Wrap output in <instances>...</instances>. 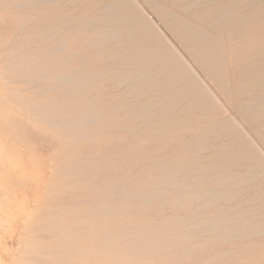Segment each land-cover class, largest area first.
I'll list each match as a JSON object with an SVG mask.
<instances>
[{"label":"rangeland","instance_id":"rangeland-1","mask_svg":"<svg viewBox=\"0 0 264 264\" xmlns=\"http://www.w3.org/2000/svg\"><path fill=\"white\" fill-rule=\"evenodd\" d=\"M196 1L0 0V100L7 99L0 101V264H27L29 215L41 208L44 198H52L48 192L54 183L61 187L52 192L56 203L74 200L70 208H90V214L93 209L102 211L100 217H89L85 209L82 216L74 212L67 218L78 215L85 223L93 220L111 226L95 235L105 247L100 254L106 264H122L125 258L123 264H264V0ZM12 59L21 64L10 68ZM8 93L16 98L7 97ZM17 95L25 96L24 100ZM26 103L32 106L27 108ZM77 104H83V109ZM55 120L57 125L66 123L55 128ZM67 120L72 124L66 125ZM77 131L85 134L83 138L77 137ZM64 159L69 169L65 174L59 167ZM74 177L88 180L82 183L76 178L79 182L71 187L68 181ZM78 183L84 187L77 190ZM119 185L129 191L116 192L118 201L114 194ZM72 195L77 199H68ZM110 209H118L113 212L117 218ZM109 234L120 244L112 238L109 241L115 246L108 241V247ZM173 234L186 241H177ZM140 236L153 238H146L150 244L145 250L139 243L146 239ZM123 241L126 244L121 245ZM113 247L127 250L123 254L115 250L117 254ZM127 251L132 256H125Z\"/></svg>","mask_w":264,"mask_h":264},{"label":"bare ground","instance_id":"bare-ground-1","mask_svg":"<svg viewBox=\"0 0 264 264\" xmlns=\"http://www.w3.org/2000/svg\"><path fill=\"white\" fill-rule=\"evenodd\" d=\"M198 1V0H197ZM196 1V2H197ZM44 2V1H43ZM9 3V2H8ZM37 4V3H36ZM212 4V3H211ZM196 5V4H195ZM254 5V4H253ZM141 6V5H140ZM123 8V7H122ZM6 9V8H5ZM229 9V8H228ZM116 10H118V9H116ZM22 12V11H21ZM45 12V11H44ZM48 12V11H47ZM85 12V11H84ZM187 12V11H186ZM50 13V12H49ZM49 13H47L49 16L48 17H51L50 16V14ZM15 14V13H14ZM41 13L39 12V15H40ZM44 15H45V13H43ZM46 14V15H47ZM57 14H58V12H57ZM158 14V13H157ZM26 15H27V13H26ZM25 15V16H26ZM45 15V16H46ZM55 15V14H54ZM18 16H19V14H18ZM37 16V15H36ZM61 16V15H60ZM63 16V15H62ZM78 16H79V14H78ZM85 16V15H84ZM21 17H23V16H21ZM27 17H29V15L27 16ZM31 17V16H30ZM29 17V18H30ZM40 17V16H39ZM57 17V16H56ZM170 17V16H169ZM32 18V17H31ZM58 18V17H57ZM62 18V17H61ZM82 18V17H81ZM24 19V18H23ZM23 19L21 18V20L23 21ZM28 19V18H27ZM33 19V18H32ZM32 19H30V21H32ZM34 20V19H33ZM48 20V19H47ZM19 21V20H18ZM22 21H20V22H22ZM82 21V20H81ZM91 22V21H90ZM19 23V22H18ZM78 23V22H77ZM23 24V23H22ZM28 24V23H27ZM58 24V23H57ZM64 24V23H63ZM58 28V27H57ZM61 28V27H60ZM104 28V27H103ZM107 28H109V27H107ZM40 29V28H39ZM39 29H38V31H39ZM47 29V28H46ZM51 29V28H50ZM44 30V29H43ZM48 30V29H47ZM187 30V29H186ZM32 32H34V31H32ZM37 32V31H36ZM44 32V31H43ZM46 32V31H45ZM54 32V31H53ZM39 33H40V31H39ZM29 34H31V32L29 33ZM31 35H34V33H32ZM36 35V34H35ZM30 36V35H29ZM34 37V36H33ZM32 36H31V38H33ZM64 37V36H63ZM26 38H28V36L26 37ZM25 38V39H26ZM30 38V39H31ZM36 38V37H35ZM47 38V37H46ZM45 38V39H46ZM49 39V38H48ZM53 39V38H52ZM33 40V39H32ZM14 41V40H13ZM12 41V42H13ZM15 41H16V39H15ZM27 41V40H26ZM26 41H23V42H26ZM64 41V40H63ZM62 41V42H63ZM45 42V41H44ZM33 43H34V40H33ZM36 43V42H35ZM20 44V43H19ZM26 44L28 45V43L26 42ZM57 44H58V42H57ZM60 45V44H59ZM63 45V44H62ZM17 46V45H16ZM26 46V45H25ZM24 46V47H25ZM31 47V46H30ZM30 47H29V49H30ZM27 48V47H26ZM11 49H13V48H11ZM10 49V50H11ZM20 49H22V47H20ZM20 49H19V51H20ZM58 49V48H57ZM56 49V50H57ZM63 49V48H62ZM24 50V49H23ZM32 51L34 50V49H31ZM49 50V49H48ZM4 51H6V50H4ZM12 51H13V53H12ZM11 51V53H10V55H18V54H21L22 55V53H20L19 51H18V53H17V51H16V54H14V52H15V50H12ZM22 51V50H21ZM27 51V50H26ZM35 51V50H34ZM164 51V50H163ZM168 51V50H167ZM7 52V51H6ZM7 52V53H8ZM27 52H29V51H27ZM162 52V51H161ZM24 53H25V51H24ZM32 53V52H31ZM169 53V52H168ZM3 54V53H2ZM4 54H5V52H4ZM28 54H30V53H28ZM33 54V53H32ZM49 54V53H48ZM58 54V53H57ZM63 54V53H62ZM173 54V53H172ZM8 55V54H7ZM16 55V56H17ZM43 55V54H42ZM160 55V54H159ZM161 55H163V54H161ZM171 55V54H170ZM6 56V55H5ZM9 56V55H8ZM24 56V55H23ZM32 56V55H31ZM54 56H56V55H54ZM59 56V55H58ZM173 56V55H172ZM19 57H20V55H19ZM24 57H26V56H24ZM34 57H36V56H34ZM39 57H41V56H39ZM52 57V56H51ZM67 57V56H66ZM65 57V58H66ZM164 57V56H163ZM13 58V57H12ZM15 58V57H14ZM29 58V57H28ZM32 58V57H31ZM45 58V57H44ZM43 58V59H44ZM59 58V57H58ZM169 58V57H168ZM6 59V58H5ZM9 59V58H8ZM19 59V58H18ZM23 59V58H22ZM33 59V58H32ZM36 59V58H35ZM49 59H51V58H49ZM87 59V58H86ZM26 59H24V61H25ZM40 60V59H39ZM42 60V59H41ZM40 60V61H41ZM3 60H1V62H2ZM5 61V60H4ZM10 61V60H9ZM18 61H20L21 62V60H18ZM29 61H30V59H29ZM29 61H27V62H29ZM33 61H34V59H33ZM172 61V60H171ZM16 62H17V60H16ZM15 61H13V59H12V61L11 62H9L8 63V61H7V63L8 64H10L9 66H10V68L12 67V68H14V67H16V66H18V65H20L21 63H19V62H17L16 63ZM23 62V61H22ZM26 62V63H27ZM32 62V61H31ZM29 63L30 65L32 64V63ZM47 62V61H46ZM49 62V61H48ZM153 62V61H152ZM54 63V62H53ZM169 63V62H168ZM3 64H5V63H3ZM38 64V63H37ZM36 64V65H37ZM49 65L51 64V63H48ZM1 65V64H0ZM6 65V64H5ZM24 65V64H23ZM30 65H29V70H31L32 69V67H31V69H30ZM33 65H35V64H33ZM40 65V64H39ZM38 65V66H39ZM48 65V66H49ZM57 65V64H56ZM175 65V64H174ZM7 66V65H6ZM28 66V65H27ZM26 66V67H27ZM163 66V65H162ZM161 66V67H162ZM21 67V66H20ZM41 67V66H40ZM44 67V66H43ZM46 67V66H45ZM1 68V67H0ZM23 67H21V69H22ZM36 68H39V67H36ZM50 68V67H49ZM163 68H164V66H163ZM162 68V69H163ZM16 70H17V68H15ZM14 69V70H15ZM17 70L18 71V73H19V71H22V70ZM26 69V68H25ZM27 69V70H28ZM160 69V68H159ZM190 69V68H189ZM4 70H6L5 68H4ZM10 70V69H9ZM15 70V71H16ZM15 71H14V73H15ZM41 71V70H40ZM44 71V70H43ZM4 72V71H3ZM29 72V71H28ZM27 72V73H28ZM36 72V71H35ZM39 72V71H38ZM38 72H37V74H38ZM13 73V72H12ZM22 73V72H21ZM25 74H26V76H28V74L26 73V71L24 72ZM45 73H46V71H45ZM48 73V72H47ZM49 73H50V71H49ZM55 73V72H54ZM63 73V72H62ZM76 73V72H75ZM79 72H77L76 74H78ZM176 73V72H175ZM9 74V73H8ZM60 74V73H59ZM74 74V73H73ZM75 74V75H76ZM1 75V74H0ZM5 75V74H4ZM34 75V74H33ZM43 75V74H42ZM68 75V74H67ZM70 75V74H69ZM68 75V76H69ZM13 76V75H12ZM15 76H16V74H15ZM22 76V75H21ZM32 76V75H31ZM46 76H48V74H46ZM64 78H65V73H64ZM74 76V75H73ZM6 77H9V76H6ZM5 77V78H6ZM20 77V76H19ZM19 77H16L17 79L19 78ZM24 77V76H23ZM29 77H30V75H29ZM34 77H35V75L33 76V80H34ZM42 77H44V76H42ZM15 78V79H16ZM22 78V77H21ZM25 78H27V77H25ZM36 78H40V77H37V75H36ZM45 78V77H44ZM75 78H76V76H75ZM74 78V79H75ZM79 78V77H78ZM81 78V77H80ZM7 79V78H6ZM10 79V78H9ZM15 79H14V81L13 82H15ZM24 79V78H23ZM22 79V80H23ZM43 79V78H42ZM59 79V78H58ZM66 79V78H65ZM11 80V79H10ZM32 80V81H33ZM63 80V79H62ZM67 80V79H66ZM90 80V79H89ZM187 80V79H186ZM8 81V80H7ZM31 81V80H30ZM65 81V80H64ZM17 82V81H16ZM19 82V81H18ZM20 82H22L21 80H20ZM27 82V81H26ZM163 83V82H162ZM161 83V84H162ZM165 83V82H164ZM174 83V82H173ZM12 84V83H11ZM15 84L16 83H14V86H15ZM22 84V83H21ZM37 84H39V83H37ZM36 84V86H38ZM48 83H46V85H47ZM161 84H159V85H161ZM170 84V83H169ZM17 85H19V83L17 84ZM32 85V84H31ZM172 85V84H171ZM13 86V87H14ZM36 86H34L33 85V87L32 88H36ZM43 86H44V84H43ZM43 86H41V87H43ZM49 86V85H48ZM54 86H56V85H54ZM59 86V85H58ZM61 86V85H60ZM46 87V86H45ZM31 88V89H32ZM162 88V87H161ZM41 89V88H40ZM47 89H49L48 87H47ZM15 90V89H14ZM33 90V89H32ZM44 91H45V89H43ZM10 91V90H9ZM20 91V90H19ZM23 90H21V92H22ZM44 91H42V92H44ZM12 93H13V90H12ZM47 93V92H46ZM123 93V92H122ZM9 94V93H8ZM11 94V93H10ZM9 94V95H10ZM15 94V93H14ZM37 94V93H36ZM39 94H41V93H39ZM38 94V95H39ZM43 94V93H42ZM5 95H7V94H5ZM28 95V94H27ZM66 95V94H65ZM41 96V95H40ZM7 97H9V98H11V99H13V97L14 98H16L15 96H8L7 95ZM17 97L18 98H21L22 99V97H25V96H22V97H20V96H18L17 95ZM45 97V96H44ZM43 96H42V98H44ZM57 97V96H56ZM68 97V96H67ZM32 98V97H31ZM46 98V97H45ZM92 98V97H91ZM3 100H0L1 102H3L4 101V99L7 101V99L6 98H2ZM29 99V98H28ZM41 99V98H40ZM40 99H39V101H38V103L40 102ZM263 99V98H262ZM17 100V99H16ZM15 100V101H16ZM22 100H24V99H22ZM21 100V101H22ZM27 100V99H26ZM9 101V100H8ZM13 101V100H12ZM11 101V102H12ZM15 101H13L14 102V104H16V105H20V103H22L23 104V101L21 102L20 100H19V102L17 103H15ZM18 101V100H17ZM31 100H29V102H30ZM35 101V100H34ZM46 101V100H45ZM45 101H43V102H45ZM50 101V100H49ZM256 101V100H255ZM25 102V101H24ZM32 103H33V100L31 101ZM42 102V103H43ZM55 102V101H54ZM5 104L7 103V102H4ZM37 103V104H38ZM57 103V102H56ZM73 103V102H72ZM75 103V102H74ZM247 103V102H246ZM251 103H253V102H251ZM10 104H12V103H10ZM13 104V105H14ZM22 104L20 105V106H22ZM27 104V103H26ZM29 104V103H28ZM28 104H27V108H28ZM35 104V103H34ZM33 104V105H34ZM50 104V103H49ZM68 104H71V102L70 103H68ZM84 104V103H83ZM83 104H81V105H83ZM7 105H9V103H7ZM7 105H4V106H7ZM29 105H31V104H29ZM45 105V104H44ZM52 105V104H51ZM55 105V104H54ZM66 105H67V103H66ZM65 105V106H66ZM72 105V104H71ZM74 105V104H73ZM78 105V106H77ZM77 105H75V107L73 108V106H71V108H73V110L76 108V106H77V108H79V106L82 108V106L80 105V104H77ZM91 105V104H90ZM2 108H3V105H0ZM32 106V105H31ZM42 106H43V104H42ZM56 107L58 106V105H55ZM55 106H53V107H55ZM60 106V105H59ZM68 106V105H67ZM98 106V105H97ZM25 107H26V105L24 104V109H25ZM34 107V106H33ZM48 107V106H47ZM53 107H50L49 106V108H53ZM55 107V108H56ZM60 107H62V106H60ZM85 107H86V105H85ZM248 107V106H247ZM259 107V106H258ZM6 108V107H5ZM19 108H22V107H19ZM26 108V109H27ZM29 108H30V106H29ZM35 108V107H34ZM40 108V107H39ZM44 108H46V105L44 106ZM66 108V107H65ZM75 109V110H78V109ZM245 108V107H244ZM9 109V108H8ZM31 109H33V108H31ZM31 109L29 110V111H27V112H29L30 113V111H31ZM36 109V108H35ZM57 109H58V107H57ZM56 109V110H57ZM83 109V108H82ZM40 110H41V108H40ZM39 110V111H40ZM45 110H47V109H45ZM51 110H53V109H51ZM74 110V111H75ZM79 110H80V108H79ZM255 110V109H254ZM15 111V110H14ZM34 111V110H33ZM32 111V112H33ZM36 111V110H35ZM74 111H72V112H74ZM251 111H253V110H251ZM41 112V111H40ZM42 112H43V110H42ZM55 112V111H54ZM53 112V113H54ZM71 111L69 110V113H70ZM249 112V111H248ZM34 113V112H33ZM32 113V114H33ZM47 113V112H46ZM45 113V114H46ZM62 113V112H61ZM60 113V115H62ZM68 113V112H67ZM85 113V112H84ZM31 114V115H32ZM34 114H36V113H34ZM71 114V113H70ZM70 114H68V115H70ZM37 115V114H36ZM41 114H39V116H40ZM57 114H55V116H56ZM67 115V114H66ZM35 116V115H34ZM38 116V117H39ZM41 116H43V115H41ZM45 116H47V115H45ZM54 117V115L52 114L51 115V117ZM38 117H36V118H38ZM50 117V116H49ZM52 117V118H53ZM68 117V116H67ZM67 117H64L63 116V118H67ZM70 117V116H69ZM228 117V116H227ZM40 118V117H39ZM47 117H45L44 119H45V121L47 120L46 119ZM201 118V117H200ZM54 119V118H53ZM56 119H59V116L57 115L56 116ZM71 119H75V116L73 117V118H70V121H71ZM49 120H52V119H49ZM87 120V119H86ZM198 120V119H197ZM48 121V120H47ZM54 121V120H53ZM52 121V122H53ZM66 120H64V122H65ZM76 121V120H75ZM89 121V120H88ZM85 122V121H83V122H85V123H89V122ZM127 121V120H126ZM195 121V120H194ZM55 122H56V120H55ZM62 123V124H65V123ZM73 122V121H72ZM72 122H71V124H72ZM93 122H95V121H93ZM197 121H195V123H196ZM47 123H49L50 124V121L49 122H47ZM57 123L58 122H56V123H53L54 124V126H55V128H57V126H59V125H62L61 124V122H59V125H57ZM53 124H52V126H53ZM56 124V125H55ZM70 123L68 122V120H67V124L66 125H69ZM70 124V125H71ZM227 124V123H226ZM38 125V124H37ZM74 125H76V124H73V127L75 128V126ZM229 125V124H228ZM63 126V125H62ZM61 126V127H62ZM47 127V126H46ZM49 127V126H48ZM68 127H72V126H68ZM183 127V126H182ZM54 128V127H53ZM63 128H65V127H63ZM164 128V127H163ZM166 129L167 128H170V127H165ZM164 128V129H165ZM187 128V127H186ZM201 128V127H200ZM232 128H233V126H232ZM66 129V128H65ZM79 130V128L77 127L76 128V130ZM88 129V128H87ZM102 129V128H101ZM165 129V130H166ZM199 129V128H198ZM70 130H72V131H74L75 129H70ZM69 130V133L71 134V132L72 131H70ZM93 130V129H92ZM61 131V130H60ZM75 132L76 131H74V134H75ZM78 132V131H77ZM90 132V131H89ZM59 133H61V132H59ZM94 133V132H93ZM70 134H67V136L68 135H70ZM91 134V133H90ZM58 135V134H57ZM85 135V134H84ZM83 134L81 135L82 136V138H83V136H84ZM61 136V135H60ZM77 135H75V137H76ZM80 136V133L78 132V138H80L81 137ZM86 137V136H85ZM156 137V136H155ZM74 138V137H73ZM238 139V138H237ZM76 141V140H75ZM120 142V141H119ZM86 143V142H85ZM88 144V143H87ZM78 145V144H77ZM93 146H95L96 144L95 143H93L92 144ZM88 146V145H87ZM97 146H99V144L97 145ZM89 148L91 147L90 145L88 146ZM180 148V147H179ZM94 149V148H93ZM117 149V148H116ZM116 149H115V151H116ZM6 152V151H5ZM146 152V151H145ZM199 152V151H198ZM95 153V152H94ZM93 153V155H95ZM12 154V153H11ZM70 154V153H69ZM91 154V153H90ZM88 155V154H87ZM76 156H77V154H76ZM106 156V155H105ZM135 157V156H134ZM70 158V157H69ZM72 159V158H71ZM84 159V158H83ZM165 159H169V158H165ZM165 159H160V161L161 160H164L165 161ZM170 159H172V157L170 158ZM169 159V160H170ZM80 160V159H79ZM86 160V159H85ZM159 160V159H158ZM157 160V161H158ZM68 161V159H64L60 164H59V167H61V170H60V168L59 167H57V165H56V168H59V170L60 171H62L63 172V174H65V172H66V170H68L69 171V169L66 167L65 168V163ZM69 161H70V159H69ZM81 161V160H80ZM157 161H156V163H157ZM159 161V162H160ZM166 161H168V160H166ZM165 161V162H166ZM171 161V160H170ZM169 161V162H170ZM173 161H174V159H173ZM107 162V161H106ZM155 162V161H154ZM153 162V163H154ZM158 162V163H159ZM162 162V161H161ZM164 162V164H167V163H165ZM177 162V161H176ZM146 163V162H145ZM152 163V164H153ZM157 163V164H158ZM33 164V163H32ZM72 164V163H71ZM93 164H95V163H93ZM97 164V163H96ZM155 164V163H154ZM155 165V166H157L158 167V165ZM160 164V163H159ZM69 165V164H68ZM81 165V164H80ZM83 165V164H82ZM81 165V166H82ZM88 165V164H87ZM116 165V164H115ZM119 165V164H118ZM161 165H163V163L161 164ZM160 165V166H161ZM78 166V165H77ZM97 166V165H96ZM107 166V165H106ZM112 166V165H111ZM170 166V165H169ZM82 167H84V166H82ZM86 167V166H85ZM84 167V168H85ZM90 167V166H89ZM98 167V166H97ZM108 167V166H107ZM123 167V166H122ZM153 167V166H152ZM88 168V167H87ZM116 169H118L117 167H115ZM114 167H113V169H115ZM73 169V168H72ZM89 169V168H88ZM98 169H99V167H98ZM107 169V168H106ZM108 169L110 170L111 169V167H108ZM107 169V170H108ZM148 169H149V167H148ZM152 169V168H151ZM180 169V168H179ZM56 170V169H55ZM71 170V169H70ZM85 169H83V171H84ZM153 170V169H152ZM60 171L58 172V170H57V174L58 173H60ZM67 171V172H68ZM72 171H74V170H72ZM77 171V170H76ZM87 171V170H86ZM89 171H90V169H89ZM92 171V170H91ZM116 170H114V172H115ZM135 171V170H134ZM150 171V170H149ZM78 172V171H77ZM94 172V171H93ZM99 172V171H98ZM97 171H96V173H98ZM108 172V171H107ZM162 172V171H161ZM168 173V172H167ZM63 174H61V175H63ZM70 174V173H69ZM72 174L73 173H71V176H72ZM164 174H165V172H164ZM175 174V173H174ZM55 175V174H54ZM61 175L59 176V175H57V176H54V177H56V178H60L61 177ZM68 175V174H67ZM97 175V174H96ZM109 175H113V172L111 173V174H109ZM59 176V177H58ZM64 177L63 178H65V175H63ZM74 176H75V174H74ZM77 176V175H76ZM130 176V175H129ZM137 176V175H136ZM170 176V175H169ZM79 177H81V174H80V176ZM79 177H74L75 179L76 178H78V179H81V178H79ZM106 177V176H105ZM130 177H132V176H130ZM163 177V176H162ZM170 177H172V176H170ZM53 177H51V179H52ZM56 178H55V180H56ZM68 178V177H67ZM74 178H72V180H73V182H71L70 180L71 179H69V181H68V183H69V186H71L72 187V185H71V183L72 184H74L73 186H75L76 185V181H78L79 182V180H75ZM157 178H159V177H157ZM166 178H167V175H166ZM62 179V178H61ZM84 179V178H83ZM170 179V178H169ZM52 180H54V179H52ZM51 180V181H52ZM58 180H60V179H58ZM65 180H66V178H65ZM68 180V179H67ZM88 179H86V180H80V181H82V183L84 182V181H87ZM118 180V179H117ZM167 180V179H166ZM232 180V179H231ZM64 181V180H63ZM49 182V184H51L50 183V181H48ZM47 182V183H48ZM66 182V181H65ZM65 182L63 183V184H65ZM224 182V181H223ZM67 183V182H66ZM84 183H86V182H84ZM123 183V182H122ZM168 183V182H167ZM170 183H172L171 181H170ZM109 184H111V183H109ZM141 184V183H140ZM53 185H55V187L57 188V186H59V185H56V183H54ZM62 185V184H61ZM66 185V184H65ZM82 185L83 184H81V185H79V183H78V188H77V190L80 188L81 189V187H82ZM86 185V184H85ZM138 185H139V183H138ZM178 185V184H177ZM50 186H52V185H50ZM49 186V187H50ZM68 186V185H67ZM79 186H81V187H79ZM110 186V185H109ZM124 186V185H123ZM217 186V185H216ZM54 187V188H55ZM83 187H84V185H83ZM105 187V186H104ZM119 187H120V185H119ZM128 187V186H127ZM138 187V186H137ZM162 187V186H161ZM172 187H174V186H172ZM215 187V186H214ZM53 190H52V189ZM53 187H50V189L49 188H47V190L49 189V191L50 190H52L51 192H48V194H50V195H52V198H48V199H43L42 201H41V203H42V205H41V208L39 209V210H36V212L34 211V213H30V215H29V218H31L32 219V221H31V219H30V221L32 222V226H31V228L32 229H29L30 230V237H29V239H28V249H27V251H26V253H27V264H88V262L90 263V264H101V263H103V264H106L107 262L106 261H104V259H102V255L100 254V251H101V249H102V247H103V249L105 248L104 246H102L101 244H103V243H100V241H99V238H97L95 235H98V234H100L102 231L104 232V231H106L108 228H110L111 226H103L102 224H99L100 223V221H99V223L98 222H96V221H91V223H85V219L83 220L82 218V220H79L78 218H77V216L78 215H81L82 213H84V211H85V209H83V210H77V209H73V208H70V207H73L72 206V203H73V201L74 200H71V199H74L75 197H74V195H72L73 197L72 198H68V199H70L71 201H72V203H70L69 204V202L68 203H66L67 201H64V203L62 204V203H56L55 202V191L57 190H55ZM58 188H60L61 189V187L59 186ZM63 188V190L62 191H64V187H62ZM73 188H76V187H73ZM111 188V187H110ZM116 188H118L117 186L115 187V190H116ZM134 188V187H133ZM156 188V187H155ZM60 189H58L59 190V192L57 193V196H59L60 195V192H61V190ZM66 189V191L67 190H69L68 188H65ZM72 189V188H71ZM84 189V188H83ZM112 189V188H111ZM130 189H131V187H130ZM175 189V188H174ZM186 189V188H185ZM87 190V189H86ZM102 190V189H101ZM114 189H112V191H113ZM114 190V191H115ZM119 190V189H118ZM118 190H116L115 191V194H114V192H113V194H114V196L116 197V194L118 193V192H121V190L123 191V190H125L126 191V187L124 186V189L123 188H121L120 187V191H118ZM127 190L129 191V187L127 188ZM128 191H126V192H128ZM130 191H132V189L130 190ZM134 191H136V190H134ZM52 192H55V193H52ZM70 192V191H69ZM117 192V193H116ZM144 192V191H143ZM145 192H146V190H145ZM144 192V193H145ZM181 192V191H180ZM52 193V194H51ZM66 192L64 191V196L66 195L65 194ZM103 193V192H102ZM109 193V192H108ZM112 193V192H111ZM129 193H133V192H129ZM129 193H127V194H129ZM147 193V192H146ZM166 193V192H165ZM186 193V192H185ZM211 193V192H210ZM62 194V193H61ZM69 194H71V193H69ZM76 194V193H75ZM96 194H97V192H96ZM121 194H122V192H121ZM131 194H130V196H131ZM135 194L136 193H134V195L132 194V196H134L135 197ZM49 195V196H50ZM54 195V196H53ZM63 195V194H62ZM61 195V196H62ZM101 195V194H100ZM104 195V194H103ZM106 195V194H105ZM110 195H112V194H110ZM123 195V194H122ZM137 196H138V193L136 194ZM160 195H161V193H160ZM186 195V194H185ZM56 196V197H57ZM63 196V197H64ZM78 196V198L80 197V195H77ZM91 196H93V195H91ZM156 197H159L158 195H155ZM154 196V197H155ZM174 196V195H173ZM176 196V195H175ZM174 196V197H175ZM178 196V195H177ZM221 196V195H220ZM48 197V196H47ZM46 197V198H47ZM60 197V196H59ZM58 197V198H59ZM62 197V198H63ZM90 197V196H89ZM111 197H113V195L111 196ZM118 197V196H117ZM115 198L116 200H118V198L120 197V195H119V197L118 198ZM214 197V196H213ZM219 197V196H218ZM114 198V197H113ZM123 198V197H122ZM152 198V197H151ZM159 198H161V197H159ZM158 198V199H159ZM200 198H201V196H200ZM216 198V197H215ZM67 199V198H66ZM66 199H64L63 198V200H66ZM76 199H77V197H76ZM75 199V204H76V202H77V200ZM110 199V198H109ZM114 199V200H115ZM121 199V197L119 198V200ZM125 199V198H124ZM127 199V198H126ZM136 199V198H135ZM134 199V200H135ZM149 199V198H148ZM147 199V200H148ZM158 199H156V200H158ZM173 199V198H172ZM171 199V200H172ZM195 199H196V197H195ZM213 199V198H212ZM232 199V198H231ZM111 200V199H110ZM113 200V199H112ZM118 200V201H119ZM137 200V199H136ZM153 200H154V198H153ZM198 200V199H197ZM229 200V199H228ZM56 201H57V199H56ZM80 201V200H79ZM78 201V203H80L79 205H81L82 203L81 202H79ZM83 201H85L84 199H83ZM82 201V202H83ZM94 201V200H93ZM124 201V200H123ZM127 201V200H126ZM139 200H137V202H138ZM143 202H145L144 201V199L142 200ZM141 201V202H142ZM194 201V200H193ZM196 201V200H195ZM194 201V202H195ZM215 201V200H214ZM87 202V201H86ZM88 202H92V201H88ZM87 202V203H88ZM99 202V201H98ZM111 202V201H110ZM112 202H114V201H112ZM189 202V201H188ZM78 203H77V205H78ZM84 203V202H83ZM120 203V202H119ZM136 203V202H135ZM140 203V202H139ZM147 203V202H146ZM176 203V202H175ZM193 203V202H192ZM200 203V202H199ZM214 203V202H213ZM71 205V206H69V205ZM75 204H73L74 206H75ZM97 204V203H96ZM111 204V203H110ZM141 204V203H140ZM148 204V203H147ZM186 204V203H185ZM184 204V205H185ZM216 204V203H215ZM66 205H68V206H66ZM84 205V204H83ZM167 205H168V203H167ZM183 205V206H184ZM107 205L105 204V207H106ZM116 206V205H115ZM114 206V207H115ZM163 206V205H162ZM182 206V205H181ZM207 206V205H206ZM84 207V206H83ZM85 207H86V205H85ZM98 207V206H97ZM113 207V206H112ZM111 207V209H113ZM163 207H165V205L163 206ZM204 207H205V205H204ZM209 207V206H208ZM104 208V207H103ZM107 208V207H106ZM132 208H134V207H132ZM158 208V207H157ZM79 209H80V207H79ZM98 209H101V207L100 208H98ZM110 209V211H108V212H110V214L112 213L113 214V212L115 211V209L114 210H111ZM120 209V208H119ZM122 209H124V207L122 208ZM181 209V208H180ZM203 209V208H202ZM75 210V211H74ZM87 211H89L90 210V208H89V210L88 209H86ZM96 209H93V211H94V213H92V214H90V212L91 211H89L88 213H87V211H86V213L88 214V216L89 217H91L90 215H93V216H96V215H98L99 214V212L103 215V213H102V211H95ZM107 210H108V208H107ZM118 210V209H117ZM117 210L114 212V213H117ZM104 211H106V209L104 210ZM103 211V212H104ZM120 211V210H119ZM122 211V210H121ZM125 211V210H124ZM123 211V212H124ZM127 211V210H126ZM142 211V210H141ZM153 211V210H152ZM168 211V210H167ZM195 211H197V210H195ZM194 211V212H195ZM74 212H76V213H78V215L75 217V216H73L72 217V219L71 220H69L70 218H67V217H69L70 215H71V213H73L74 214ZM108 212H106V213H108ZM149 212V211H148ZM226 212V211H225ZM85 213V214H86ZM105 213V214H106ZM133 213V212H132ZM137 213V212H136ZM139 213V212H138ZM165 213V212H164ZM188 213V212H187ZM215 213V212H214ZM90 214V215H89ZM104 214V215H105ZM109 213L107 214V215H110ZM111 214V215H112ZM123 214V213H122ZM130 214V213H129ZM160 214V213H159ZM198 214V213H197ZM205 214V213H204ZM222 214V213H221ZM241 214V213H240ZM101 215V218L102 219H104L103 218V216ZM114 215V214H113ZM116 215L117 214H115L114 216L116 217ZM202 215V214H201ZM72 216V215H71ZM82 216V215H81ZM80 217V216H79ZM86 217H87V215H86ZM99 217H100V214H99ZM115 217H113L112 216V218H114L115 219ZM235 217V216H234ZM236 217H238V216H236ZM66 218V219H65ZM77 218V219H76ZM95 218V217H94ZM96 218H98V217H96ZM95 218V219H96ZM117 218V217H116ZM87 219V218H86ZM89 219V218H88ZM107 219V218H106ZM118 219H120V218H118ZM97 220V219H96ZM105 220V219H104ZM110 221H111V219H109ZM252 220V219H251ZM115 221V220H114ZM117 221V220H116ZM121 220H119V222H120ZM123 221V220H122ZM121 221V222H122ZM84 222V223H83ZM103 222V221H102ZM106 222V221H105ZM104 222V223H105ZM109 222V221H108ZM118 222V223H119ZM224 222V221H223ZM115 223V222H114ZM117 223V222H116ZM117 223V224H118ZM215 223H216V221H215ZM245 223V222H244ZM86 224H88V225H86ZM106 224V223H105ZM104 224V225H105ZM110 224H111V222H110ZM116 224V225H117ZM160 224H163V223H160ZM159 224V225H160ZM165 224H168V223H165ZM179 224V223H178ZM217 225H219V224H217ZM244 225V224H243ZM245 225H246V223H245ZM122 226V225H121ZM163 226V225H162ZM171 226H172V224H171ZM182 226V225H181ZM157 227H161V226H157ZM166 227V226H165ZM212 227V226H211ZM216 227V226H215ZM220 227V226H219ZM234 227V226H233ZM87 228H89L87 231L88 232H85V229H87ZM114 228V227H113ZM127 228H130V227H127ZM127 228H125V231L127 230ZM167 228V227H166ZM173 228V227H172ZM134 229V228H133ZM175 229H177V228H175ZM209 229V228H208ZM211 229V228H210ZM216 229V228H215ZM225 229V228H224ZM229 229V228H228ZM84 230V231H83ZM130 230H132V228L130 229ZM139 230H141V229H139ZM155 230V229H154ZM254 230H255V228H254ZM264 230V229H263ZM81 231H83V232H81ZM110 231V230H109ZM125 231H120V232H122V233H120V235L121 234H123V233H126L127 234V232H128V235H129V232L130 231H128L127 230V232H125ZM136 230H134V232H135ZM147 231V230H146ZM170 231V230H169ZM180 231V230H179ZM178 231V232H179ZM231 231V230H230ZM137 232V231H136ZM198 232V231H197ZM211 232V231H210ZM106 233V232H105ZM105 233H103V234H105ZM118 233V232H117ZM131 233H133L132 231H131ZM171 233V232H170ZM180 233H181V231H180ZM213 233V232H212ZM211 233V234H212ZM241 233H242V231H241ZM248 233V232H247ZM222 234V233H221ZM227 234V233H226ZM260 234V233H259ZM123 235H125V234H123ZM128 235H125L126 237H128L129 238V236L131 237V234L128 236ZM134 235H135V233H134ZM175 234H173L172 236H174ZM203 235V234H202ZM247 235V234H246ZM98 236H100V235H98ZM102 236V235H101ZM104 236H107L106 234L104 235ZM109 236H110V234H109ZM119 236V234L117 235L116 234V237H118ZM154 236V235H153ZM160 236V235H159ZM165 236V235H164ZM167 236V235H166ZM171 236V235H170ZM244 236V235H243ZM26 237H27V234H26ZM25 237V238H26ZM103 237V236H102ZM122 238L124 237V236H121ZM125 237V238H126ZM150 236H148V237H144L143 236V238H142V236H140V239H142V241L144 240V239H146V238H148V240H150V238H152V236L149 238ZM175 237L177 238V235H175ZM183 237V236H182ZM181 237V238H182ZM184 237H186V236H184ZM188 237V236H187ZM249 237V236H248ZM101 238V237H100ZM105 238H107L108 239V237H105ZM113 237H111L110 236V239H108L107 240V242L109 241V240H111ZM118 238H120V236L118 237ZM122 238H121V240H122ZM134 239H135V237H133ZM164 238V237H163ZM166 238V237H165ZM189 238V237H188ZM229 238V237H228ZM227 238V240L228 241H230V239H228ZM237 238H239V237H237ZM104 239V238H103ZM103 239H102V241H103ZM114 239V238H113ZM113 239H112V242H113ZM115 239H117V238H115ZM115 239H114V242H116L117 241V243H119L120 244V242H118V240L120 241V239H117L116 241H115ZM157 240H159L160 239V237H159V239L158 238H156ZM187 239V238H186ZM195 239V238H194ZM218 239V238H217ZM101 240V239H100ZM105 240V239H104ZM127 240H129V239H127ZM132 240V239H131ZM136 241H137V239H135ZM148 240L146 239V241H143V245H141V242L139 243L138 241H137V243H139V245L141 246L140 248H142V246H143V249L145 250V249H147L148 248V246H149V242H148ZM151 240H153V238L151 239ZM180 240V242L182 241L183 243L186 241V240H184L183 238L182 239H179V236H178V238H177V241H179ZM184 240V241H183ZM189 240H190V238H189ZM223 240V239H222ZM224 240H226V239H224ZM126 241V240H125ZM123 241V243H121V245L122 244H126V242H128V241ZM130 241V240H129ZM141 241V240H140ZM173 241V240H172ZM171 241V242H172ZM174 241H176V240H174ZM217 241V240H216ZM227 241V242H228ZM87 242H89L88 244H87ZM110 242V241H109ZM108 242V243H109ZM132 242V241H131ZM153 242V241H152ZM151 242V243H152ZM157 242V241H156ZM179 242V243H180ZM187 242H188V240H187ZM186 242V243H187ZM111 243V242H110ZM110 243H109V246L108 247H110ZM154 243V242H153ZM168 243V242H167ZM178 242H177V244H179ZM115 244V243H114ZM119 244L118 245H116V248H117V246H119ZM133 243H128L127 245H132ZM155 244V243H154ZM170 244H174V242L173 243H170ZM111 245H113V243H111ZM168 245H169V243H168ZM167 245V246H168ZM181 245V244H180ZM184 244H182V246H183ZM209 245V244H208ZM113 246H115V245H113ZM125 246V245H124ZM135 246H136V244H135ZM138 246V245H137ZM163 246V245H162ZM171 246V245H170ZM174 246V245H173ZM181 246V247H182ZM204 246V245H203ZM112 247V246H111ZM121 247V246H120ZM119 247V248H120ZM132 247V246H131ZM131 247L129 248L128 246H127V248L132 252L133 250H135V249H133V247H132V249L133 250H131ZM139 247V246H138ZM137 247V248H138ZM157 247H159V246H157ZM176 247H178V246H176ZM188 247V246H187ZM186 247V248H187ZM191 247V246H190ZM114 248V247H113ZM113 248H110V251H111V249H113ZM116 248H114V252L113 253H116L118 250L116 249ZM124 248V247H123ZM126 248V247H125ZM122 249V250H124V251H126L127 250V248L126 249ZM135 248V247H134ZM154 249V247H151L150 246V249ZM163 249H164V247H162ZM162 248H161V251H162ZM171 248H173V247H171ZM175 248V247H174ZM121 249V248H120ZM156 249V248H155ZM188 249V248H187ZM186 249V250H187ZM115 250H117L116 252H115ZM122 250H121V252H119V253H122ZM139 250V249H138ZM160 250V249H159ZM169 250V249H168ZM172 250V249H171ZM185 250V251H186ZM200 250V249H199ZM207 250V249H206ZM136 251H137V249H136ZM148 251V250H147ZM147 251H144V252H146L147 253ZM190 251V250H189ZM192 251H193V248H192ZM208 251V250H207ZM242 251V250H241ZM23 252V251H22ZM107 252H109V251H107ZM118 252H117V254H118ZM128 253H126L125 252V256H127L128 257V255H129V251H127ZM135 252V251H134ZM133 252V253H134ZM138 252H140L141 254H142V252L139 250ZM143 252V253H144ZM152 252H155V250L154 251H152ZM151 252V253H152ZM159 252V251H158ZM175 252V251H174ZM180 252V251H179ZM178 252V253H179ZM199 252V251H198ZM247 252V251H246ZM148 253H150V252H148ZM156 253V252H155ZM168 253V252H167ZM178 253H176L177 255H179ZM183 253H185V252H183ZM187 253H189V252H187ZM186 253V254H187ZM204 253H206V252H204ZM209 253V252H208ZM24 254V253H23ZM123 254V253H122ZM126 254H128V255H126ZM134 254H136V252L134 253ZM133 254V255H134ZM165 254V253H164ZM180 254H182V252H180ZM190 254V253H189ZM220 254H222V255H225L224 253H220ZM219 254V255H220ZM116 255V254H115ZM143 255V254H142ZM174 255V254H173ZM177 255H175L174 257H179V256H177ZM183 255V254H182ZM181 255V256H182ZM191 255V254H190ZM114 256V255H113ZM129 256H132V255H129ZM140 256V255H139ZM160 256V255H159ZM185 256V255H184ZM122 257V256H121ZM149 257V256H148ZM161 257V256H160ZM173 257V258H174ZM183 257V256H182ZM186 257V256H185ZM190 257V256H189ZM207 257V256H206ZM218 257H220V256H218ZM170 258V257H169ZM208 258V257H207ZM207 258L206 259H204V257H203V259L207 262L208 260H207ZM210 258H212V257H210ZM209 258V259H210ZM214 258V257H213ZM212 258V259H213ZM216 258H217V256H216ZM215 258V259H216ZM222 258V257H221ZM120 259H122V258H120ZM126 259V258H125ZM125 259H122V261L124 262V260ZM175 259V258H174ZM177 259V258H176ZM223 259V258H222ZM231 259V258H230ZM103 260V261H102ZM118 260V259H117ZM127 260V259H126ZM173 260V259H172ZM198 260V259H197ZM211 260V259H210ZM101 261V262H100ZM154 261V260H153ZM169 261V260H168ZM202 261V260H201ZM205 261H202V262H205ZM239 261V260H238ZM123 262H122V264H123ZM174 262V261H173ZM196 263H197V261H195ZM194 262V263H195ZM201 262V263H202ZM240 262V261H239ZM262 262H264V261H262ZM116 264V263H119V261L117 262V261H115V262H113V264ZM121 263V262H120ZM126 264H127V262H125ZM137 263V262H136ZM142 263V262H141ZM155 263V262H154ZM159 263V262H158ZM190 263V262H189ZM211 263V262H210ZM225 263V262H224ZM238 263V262H237ZM22 264V263H21ZM130 264H133V263H131L130 262ZM200 264V263H199ZM209 264V263H208ZM216 264V263H215ZM221 264H222V262H221ZM234 264H236V263H234ZM259 264V263H258ZM263 264V263H262Z\"/></svg>","mask_w":264,"mask_h":264}]
</instances>
